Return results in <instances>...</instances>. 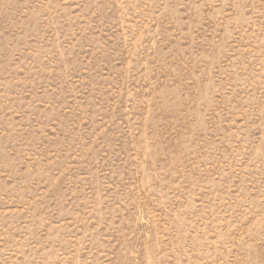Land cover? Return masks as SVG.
I'll return each mask as SVG.
<instances>
[{
  "label": "rangeland",
  "instance_id": "374dc122",
  "mask_svg": "<svg viewBox=\"0 0 264 264\" xmlns=\"http://www.w3.org/2000/svg\"><path fill=\"white\" fill-rule=\"evenodd\" d=\"M0 264H264V0H0Z\"/></svg>",
  "mask_w": 264,
  "mask_h": 264
}]
</instances>
